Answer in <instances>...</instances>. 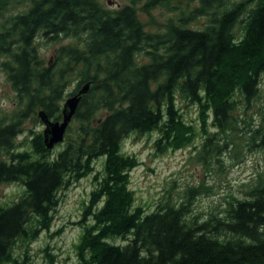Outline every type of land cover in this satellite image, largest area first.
Here are the masks:
<instances>
[{"label":"trees","instance_id":"trees-1","mask_svg":"<svg viewBox=\"0 0 264 264\" xmlns=\"http://www.w3.org/2000/svg\"><path fill=\"white\" fill-rule=\"evenodd\" d=\"M127 1L112 9L102 0H0V68L23 105L0 121V184L25 185L17 200L0 205V263L31 264L27 254L15 255L18 242L48 229L59 191L104 158L83 213V264H264V177L202 221L184 202L145 212L129 187L128 172L138 161L122 151L131 133L154 130L163 148L192 143L194 128L184 124L178 96L212 112L215 131L203 129L205 159L209 151L211 157L239 153L242 141L251 149L264 146V110L260 124L249 115L264 77V0H196L161 31L145 28L136 5L144 1L150 9L171 0ZM200 17L207 19L204 28L189 25ZM39 38L71 42L47 64ZM76 76L72 94L91 86L81 96L75 128L68 127L74 134L54 151L37 133L34 151L20 150L16 141L28 118L44 110L62 119L60 102Z\"/></svg>","mask_w":264,"mask_h":264},{"label":"rangeland","instance_id":"rangeland-1","mask_svg":"<svg viewBox=\"0 0 264 264\" xmlns=\"http://www.w3.org/2000/svg\"><path fill=\"white\" fill-rule=\"evenodd\" d=\"M102 2L112 9L128 3L127 0ZM197 5L196 0H171L167 5L147 9L142 1L136 5V9L146 29L161 31L166 28L169 18H177L181 15V10L187 13ZM26 6L28 4L20 8ZM206 24L205 17L195 18L189 23L191 27L199 29L204 28ZM235 32L236 35H241V23H237ZM68 42L71 40L65 39L57 43H50L42 38L37 40L41 57L47 64L55 59L56 49ZM77 78L74 77L66 87L60 102L61 107L76 90ZM19 97L7 78L6 71L0 68V121H9L10 117L21 109L23 105ZM253 104L254 108L249 110V115L253 116V125H257L262 122L260 114L264 110V77L261 79L259 97ZM177 105L184 124L194 128L192 143L167 145L163 148V142L157 144L161 137L159 130L128 135L122 142V151L134 156L138 161L128 172L129 187L134 205L145 212H151L167 201L174 204L184 202L188 204L190 215L197 216L202 221L212 213H221L231 198L245 196L258 178L264 177V146L251 149L246 141H242L239 153L224 150L218 156L211 157L209 151L205 159L201 156L207 137L203 129L207 128L208 135L215 131L212 112L199 107L198 104L187 103L179 96ZM75 125L76 120L73 118L69 126L75 128ZM44 129L45 125L38 115L28 118L18 135V148L33 152L31 139L37 133L42 134ZM66 134L73 135L74 130ZM62 146V142L57 144L54 151ZM103 162L104 158L96 159L90 173L59 191V203L53 212L50 227L41 231L29 243L19 241L15 249L16 256L27 254L31 264H83L78 248L87 225L86 220L82 221L83 213L91 200L92 191L97 187L98 179L103 175ZM24 191L25 185L21 180L1 183L0 205L12 204ZM116 241L125 243L124 239Z\"/></svg>","mask_w":264,"mask_h":264},{"label":"water","instance_id":"water-1","mask_svg":"<svg viewBox=\"0 0 264 264\" xmlns=\"http://www.w3.org/2000/svg\"><path fill=\"white\" fill-rule=\"evenodd\" d=\"M90 82L85 83L77 93L68 97L62 107V119L53 120L44 110L39 111L38 116L43 121L45 129L43 131L45 145L53 149L58 143L65 139V134L78 109L81 96L89 91Z\"/></svg>","mask_w":264,"mask_h":264}]
</instances>
